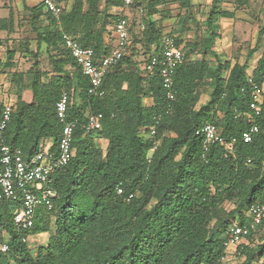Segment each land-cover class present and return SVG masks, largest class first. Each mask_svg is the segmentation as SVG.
Instances as JSON below:
<instances>
[{
	"label": "trees",
	"instance_id": "obj_1",
	"mask_svg": "<svg viewBox=\"0 0 264 264\" xmlns=\"http://www.w3.org/2000/svg\"><path fill=\"white\" fill-rule=\"evenodd\" d=\"M56 1L62 9L58 19L41 3L48 25L38 31L37 42L56 51L51 60L57 75L49 83L39 73L34 76L31 102L18 92L3 139L25 157L42 151L48 141L57 151L63 124L56 103L66 91L68 120L76 124L72 156L53 174L57 191L53 210L39 209L32 230L16 227L18 203L0 206V244L9 245L8 253L0 254V264H226L228 229L249 224L251 205L264 202V102L261 117L255 118L248 82L252 76L264 90V52L248 74L246 65L223 60L214 45L221 39L220 21L234 20L252 0H234L232 11L220 7L224 0H213L200 42L184 44L174 37L185 51L175 75L174 101L167 99L158 75L134 68L127 55L106 76L105 95L90 97L89 80L65 47L63 35L93 49L99 59L114 50V40H106L108 22L113 20L115 26L120 17H132L107 13L110 7L123 8L122 0H75L71 8ZM178 1L183 8H193L192 0ZM161 4L162 0H136L132 6L145 11L147 46L157 44L153 54L161 51L162 31L147 19L158 13ZM25 8L32 22L39 23L40 6ZM13 24L10 13L0 19V30L10 34ZM110 35L116 38L114 27ZM186 48L189 54L197 50L212 55L213 65L191 60ZM15 53H8L6 67L13 66ZM206 86L212 88L210 99L200 105ZM88 113L102 114L101 130L86 131ZM206 124L215 125L224 141L203 158V139L197 131ZM252 124L258 125L259 133L245 143L242 135ZM97 138L108 142L105 152ZM226 203L234 209L228 211ZM263 228L264 222L247 238L248 244L238 247V264H263L264 243L252 245ZM4 232L8 240L3 239ZM42 233L50 234L48 245L34 256L22 238Z\"/></svg>",
	"mask_w": 264,
	"mask_h": 264
},
{
	"label": "built area",
	"instance_id": "obj_2",
	"mask_svg": "<svg viewBox=\"0 0 264 264\" xmlns=\"http://www.w3.org/2000/svg\"><path fill=\"white\" fill-rule=\"evenodd\" d=\"M122 2L123 9L130 11L136 0H122ZM43 5L56 19L59 18L62 9L56 0H43ZM137 12L143 28L142 19L146 16L145 11L143 8H137ZM114 32L116 37L114 50L111 54L99 59L96 58L93 49L83 48L68 35H63L65 47L81 67L83 75L89 80L88 94L90 97L101 98L105 95L103 84L106 76L127 55L130 47V20L128 18L120 17L115 23ZM184 58V46L178 45L174 37L166 36L163 39L161 51L152 54L143 67L147 73L158 75L161 78L169 101H174L176 98L175 75ZM248 82L252 87L250 110L255 118H260L263 113L264 90L254 82L252 76H249ZM69 100V94L63 91L56 103L57 117L63 124L58 150L54 152L48 145L42 151L29 157H25L21 149H13L7 145L3 139L11 122L14 103L9 102L0 108V206L7 203L20 205L15 212L14 221L16 227L21 231L33 229L39 209L43 208L50 212L54 208L53 202L57 197V191L52 186V177L57 170L69 164L76 129V124L68 120ZM102 118V114L88 113L86 131L101 130ZM258 133V125L252 124L243 133L242 138L245 143H251ZM155 134L153 129L150 135L153 137ZM197 134L203 139V158H206V154L213 145L224 141L213 124L204 125L197 131ZM153 152L154 149L150 152V156ZM118 194H123L121 188H118ZM132 197L133 195L130 196V198ZM247 218L249 224H233L228 229L225 241L227 251L234 247L238 249L239 246L245 244L247 238L262 225L264 202L251 205L247 212ZM22 241L29 243V236H24ZM8 251V243H1L0 254H6Z\"/></svg>",
	"mask_w": 264,
	"mask_h": 264
},
{
	"label": "rangeland",
	"instance_id": "obj_3",
	"mask_svg": "<svg viewBox=\"0 0 264 264\" xmlns=\"http://www.w3.org/2000/svg\"><path fill=\"white\" fill-rule=\"evenodd\" d=\"M234 0H224L220 7L225 10L232 11ZM75 0H61L63 8H71ZM43 0H0V19L8 18L10 13L13 15L14 24L13 32L10 34L7 31L0 30V104L6 101L17 100L18 92L21 93L23 99L27 102L32 101L31 83L34 76L39 73L44 83H49L53 72V62L51 56L56 54V51L47 48L46 44L38 45V31H43L48 25L47 17L44 15V8L41 7ZM193 8H183L178 0H162L161 6L157 8L158 13L152 18L148 16V21L151 19L157 23V27L162 31V37L172 36L185 44L200 42L206 35L205 20L213 5V0H192ZM40 6L39 11L43 13L39 23L32 22V16L29 10L25 7ZM105 3L102 1L100 10H105ZM122 7H110L107 13L112 16H119ZM137 8H131L132 18L130 20V47L127 52V57L131 58L135 65L134 68L142 72L143 66L147 59L152 55L157 48V44L149 49L144 36V27L142 28L141 19L137 15ZM190 10V11H189ZM149 15V10L147 11ZM108 32L106 40L108 42H116V38H110V33L114 27L113 20L108 22ZM146 23V20H145ZM221 39L214 45V51L223 59L230 60L233 64L238 62L246 65L247 73H252L256 67L258 60L264 52V0H252L250 5L238 11L234 20L220 21ZM36 28L38 30H36ZM26 47L28 50H26ZM187 49V48H186ZM252 50H256L250 54ZM16 51L13 57V66L6 67L9 62V52ZM197 51V50H196ZM186 53L190 59L195 62L205 60L208 66L213 65L212 55L203 56L197 52ZM38 63V66L36 65ZM15 74H22V78ZM13 81H16L14 83ZM212 88L206 86L202 91L200 105L209 102ZM78 104V100H77ZM145 104H151V99H145ZM96 143L102 151H106L107 141L103 138H97ZM49 148L52 147V141L46 144ZM45 145V146H46ZM45 149V148H44ZM226 209L232 211L234 206L226 203ZM54 222V218L52 219ZM53 227V226H52ZM53 231V228H52ZM51 231V232H52ZM3 239L8 240L9 234L3 233ZM50 234L42 233L39 235H30L28 246L31 249L32 255H36L40 248L46 247ZM264 243V228L255 236L252 245ZM248 244V241L245 242ZM240 262L237 255V248H231L227 251L225 259L226 264H238ZM264 264V258L262 260Z\"/></svg>",
	"mask_w": 264,
	"mask_h": 264
},
{
	"label": "crops",
	"instance_id": "obj_4",
	"mask_svg": "<svg viewBox=\"0 0 264 264\" xmlns=\"http://www.w3.org/2000/svg\"><path fill=\"white\" fill-rule=\"evenodd\" d=\"M121 12L124 13L125 16H127V15L130 16V17L133 16V15H131V12H130V11L124 10L123 8H121ZM137 15H138V12H137ZM145 17H146V16H145ZM142 22H143V21H142ZM9 102H11V101H9ZM9 102L6 101L5 103H4V102L1 103V104H0V108L3 107L5 104H7V103H9ZM13 102H14V100H13L11 103H13ZM46 146H47V145H46ZM46 146H45V147H46Z\"/></svg>",
	"mask_w": 264,
	"mask_h": 264
}]
</instances>
